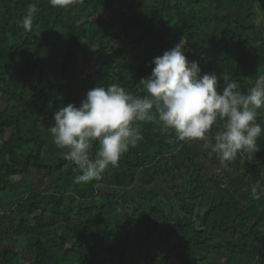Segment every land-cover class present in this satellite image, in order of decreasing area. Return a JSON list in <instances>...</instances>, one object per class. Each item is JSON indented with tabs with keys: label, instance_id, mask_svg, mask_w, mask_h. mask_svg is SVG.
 Returning <instances> with one entry per match:
<instances>
[{
	"label": "trees",
	"instance_id": "1",
	"mask_svg": "<svg viewBox=\"0 0 264 264\" xmlns=\"http://www.w3.org/2000/svg\"><path fill=\"white\" fill-rule=\"evenodd\" d=\"M125 1L0 0V264H17L27 240L28 264H264V194H251L264 190V132L255 152L223 162L202 142L136 122L142 140L83 184L52 143L56 110L79 106L96 86L146 94L150 61L181 40L221 89L228 76L247 94L264 74V0ZM29 4L38 11L25 31ZM111 11L108 28L96 16ZM204 160L218 171L205 176Z\"/></svg>",
	"mask_w": 264,
	"mask_h": 264
},
{
	"label": "clouds",
	"instance_id": "2",
	"mask_svg": "<svg viewBox=\"0 0 264 264\" xmlns=\"http://www.w3.org/2000/svg\"><path fill=\"white\" fill-rule=\"evenodd\" d=\"M52 7H67L73 0H48ZM38 11L27 6L21 27L31 31ZM183 40L150 61L148 78L141 80L146 94L132 95L117 84L87 90L79 106L69 103L53 114L48 128L52 143L64 160L76 166L77 184L100 180L104 171L116 167L130 147L142 140L136 122H158L171 129L181 142H202L223 162L240 153L256 151L264 132L258 110L264 109V74H258L247 94L238 81L223 76V87L215 73H204L198 61L184 54ZM218 130L212 132L213 128ZM259 198L264 190L252 191Z\"/></svg>",
	"mask_w": 264,
	"mask_h": 264
},
{
	"label": "rangeland",
	"instance_id": "3",
	"mask_svg": "<svg viewBox=\"0 0 264 264\" xmlns=\"http://www.w3.org/2000/svg\"><path fill=\"white\" fill-rule=\"evenodd\" d=\"M139 0H126L123 7H130L132 6L133 4H136L138 3ZM118 12V11H117ZM116 15L115 11H111L108 15L106 16H96L97 19H101L103 20L104 24L108 27V28H111V25L109 23V18ZM134 39V36L133 35H130L129 36V40H133ZM125 46H126V43H125ZM147 48H145L146 50ZM93 68V60H88L87 62L84 63V65L82 66V70H84V72H90L91 69ZM51 79L53 80H56V77L54 75H51ZM6 105V100L4 97H1L0 96V110H2ZM176 163L179 164V160L176 161ZM204 163H205V167H204V171H203V174L205 176L209 175L210 173H213V172H216L218 171V168L217 166H214L213 163L211 161H207V160H204ZM139 185H143L142 183H139ZM153 185H156V187H159L163 190V192L170 198H175V195L173 193V190L168 186L166 185L165 181H162V180H158L157 183L153 184ZM230 236V233L226 234L225 236H221V235H218L217 236V239L219 238H224V237H229ZM7 243V242H6ZM16 250L19 251L20 253V258L17 260V264H28V259L30 258L31 256V248H30V243L29 241L27 240L26 244L25 245H20L18 244L17 247H16ZM171 264H176V262L174 260L171 261ZM211 264H218V263H211ZM255 264V263H254ZM256 264H259V263H256Z\"/></svg>",
	"mask_w": 264,
	"mask_h": 264
}]
</instances>
